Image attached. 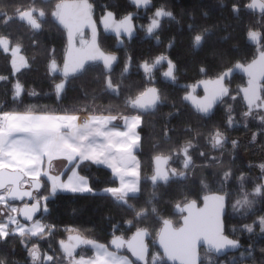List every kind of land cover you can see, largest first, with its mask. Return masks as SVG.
I'll return each instance as SVG.
<instances>
[{"label":"snow or ice","instance_id":"obj_1","mask_svg":"<svg viewBox=\"0 0 264 264\" xmlns=\"http://www.w3.org/2000/svg\"><path fill=\"white\" fill-rule=\"evenodd\" d=\"M130 3L138 9H146L151 0H130ZM5 7L4 0H0V55L10 62L13 75L29 68L30 64L22 54L23 34L17 32L13 35L11 25L19 24L26 28L32 46H38L39 42L34 37L42 32L46 23L51 22L58 30H62V34H66L62 66L56 59L54 48L50 50L47 62L57 101H62L69 78H78L87 73L91 65L99 64H102V69L96 79L100 81L102 78V91L116 96L121 94L124 78L130 71L131 57L126 58L119 77L114 80L113 65L118 58L101 48L98 24L103 26L104 32L114 33L118 44L122 45V36L132 38L137 29L152 36L162 28L163 18L174 20L173 13L163 7L154 10L146 27L133 23L138 13L125 14L117 19L112 11H105L97 20L90 0H27V4L13 7L11 13L5 11ZM246 10L259 13L256 21L258 27H249L246 32V39L254 45L252 59L237 61L233 67L218 72L214 78L201 79L180 87L186 91L182 100L190 102L195 111L202 114V118L209 117L217 104H226L225 124L230 128L235 123V109L233 103L227 101L236 102L239 99L244 108L239 113L240 117L245 122L249 118L257 120L261 129H264V0H249L247 3L235 0L231 6L232 13L237 17ZM188 27L190 32L195 31L193 25ZM211 34L209 29L194 34L191 37L193 48L199 50ZM156 43H160L159 38ZM174 45L175 38L169 42L168 50ZM137 67L142 69L144 84L134 94L129 92L124 97L125 108L136 114H103L99 109L87 105L60 112L37 109L35 105L24 110H4L0 106V243H6L10 238L19 239L27 250L30 264H218L213 254L240 247L237 239L226 234L224 223L230 194L223 189L233 178L230 168L215 174L213 182L219 184L220 191L206 192L202 196V206L198 205L196 199L188 200L187 195L181 192L183 202L173 206L174 211L181 214L179 226H175L171 219L160 217L155 203V189L161 184H182L194 174L197 167L222 166L227 138L219 127L206 134L195 133L196 137H204L205 146L210 145L212 150L219 151V157L200 149L198 141L194 142L193 139L174 146L169 154L154 156L153 174L144 178L151 181L153 188L146 201L147 206L137 210L130 203V200L138 199L142 192L141 166L135 154L141 143L137 129L142 125L143 115L153 114L158 105L164 102L161 90L155 83L156 73L164 68L161 72L163 81L173 84L178 81V66L170 55L160 54L151 61L144 60ZM236 71L246 77V82L232 90L229 79ZM199 72L206 74L207 69L201 67ZM56 73L62 76L59 82L55 80ZM8 79L0 76V81L7 82ZM201 87L204 95L198 96L196 90ZM11 93L13 103H23L24 87L19 80L12 84ZM28 95L38 94L33 90ZM118 120L123 121V130L113 125ZM164 136L168 138L167 131ZM255 140L256 134H253L252 141ZM237 146L236 141H231L232 149ZM196 157L200 158V165L196 164ZM54 160L66 162L59 173L53 169ZM170 161L179 162L180 168L170 167ZM86 165L103 166L110 170L113 178L111 183L115 186L104 187L101 194L131 212L133 219L112 225V238L108 244L88 238L77 229L67 228V239L59 241V255L42 253L37 243H31L29 247L33 238L43 239L55 231L54 225L44 222L49 212L47 201L50 198L58 192L96 194L90 178L81 174V168ZM256 167L260 170L257 177L259 182L254 183L251 193L244 190L245 176L242 174L237 178L241 182L242 194L232 204L234 211L251 210L255 198L264 196V163ZM65 175L66 179H63ZM199 183L203 189L209 188L206 178L201 177ZM16 201L22 202V206H16ZM37 214L44 215L37 218ZM149 216L162 221L154 237L148 227H136ZM256 223L260 231L264 232V216H259L253 224H245L243 230L252 233ZM125 225L128 229L136 227L128 238L116 234ZM148 238H152V246H158V251H150L146 242ZM81 246H89L94 254L86 256L83 252L78 253L77 249ZM201 246L205 248L203 257L200 254ZM125 249L135 259L122 254ZM0 264H5L4 259H0Z\"/></svg>","mask_w":264,"mask_h":264},{"label":"trees","instance_id":"obj_2","mask_svg":"<svg viewBox=\"0 0 264 264\" xmlns=\"http://www.w3.org/2000/svg\"><path fill=\"white\" fill-rule=\"evenodd\" d=\"M106 2L112 3L114 8L119 10H125L129 5L128 0H106ZM234 2L235 0H153L154 8H170L175 20L169 23L163 21L162 28L155 33V38L160 40L159 44L156 43V39L155 42L147 39L141 41L140 37L136 39L137 42L129 44V53L134 64H139L144 60L151 61L160 54H165L167 46L173 38H175V45L168 51V55L178 66V82L181 83H191L202 77H214L218 72L232 66L237 61H249L253 55L254 45L246 39V32L249 27H258L256 21L259 18V13L246 10L239 13L237 17L231 11ZM241 2L247 3L249 0H241ZM4 4L6 5L4 10L11 13L13 7L25 5L27 0H4ZM189 25H193L195 31L190 32ZM204 29H209L212 34L207 37L202 47L196 50L193 48L191 37ZM11 32L13 35L17 32L23 34L22 52L27 56L30 67L13 75L9 61L5 59L4 55H0V76L9 78L7 82L0 81V106L4 110H24L30 105H35L37 109L46 108L60 112L78 109L82 105H87L90 108L97 105L104 112L114 114L134 112L125 108L124 97L129 92L134 94L144 84L142 69L125 76L124 88L121 94L116 96L102 91V78L100 81L96 79L102 66L92 65L87 73L70 79L62 101H57L52 86V76L47 71V62L50 50L53 48L55 56L60 58L62 55L65 46L62 30H58L57 26L51 22L46 23L42 32L34 37L39 42L38 46H32L27 29L19 24L11 25ZM225 37H227L226 40ZM104 43L107 50L114 51L113 44ZM125 60L126 56L122 54L121 63L113 70L114 80L119 77ZM201 67L207 69L206 74L199 72ZM57 78L55 76V80ZM17 80L24 87L23 103L11 101L12 84ZM241 82H243V77L238 75L231 80L232 84ZM156 85L161 90L164 103L158 105L153 114H144L142 118L141 143L135 152L140 162L142 175L152 171L154 156L169 154L170 149L187 139L198 141L200 149L218 156V152L212 150L210 145L205 146L203 136H195L196 132L206 134L209 130L219 127L221 130L225 129L229 137L221 167H197L194 174L182 184L171 182L168 186L161 184L155 189L157 196L155 203L159 209L160 217L172 218L176 216L173 213V206L177 202H183L182 191L187 195L188 200H197L206 191H220L219 184L213 182L215 174L230 168L233 178L223 189L225 193L230 194L228 213L225 217L226 232L243 243L241 250L231 254L246 251L248 256L241 258L242 262L264 264V232L260 231L258 223L254 224L252 233L243 230L245 224H253L254 221H258L259 216H264V196L255 199V207L248 214L240 216L239 212H232V203L242 194L241 182L237 178L243 174L246 178L243 181V187L246 190L250 189L252 186L250 178L256 174L252 164L264 161V134L261 132L260 124L251 118L245 122L240 117L239 113L244 108L239 99L233 102L236 125L229 128L225 124L224 109L226 104L218 106L211 116L202 118V115L196 113L182 100L184 89L161 80L157 81ZM33 90L38 95H28V92ZM6 91L7 95H5ZM186 129L192 131H186ZM165 131L168 133V138L164 136ZM253 132L258 133L255 141L250 138ZM231 141L237 142L236 149H232ZM193 155L195 156V152ZM173 162V167L179 169V162ZM196 164H201L199 157H196ZM80 171L81 174L90 178V184L96 190V194L58 192L55 197L50 198L47 201L49 212L45 215L44 222L54 225L55 231L46 236L54 244H57L61 239L67 238L68 233L65 229L74 228L88 238L108 244L112 237V225L123 224L124 221L133 219V214L101 194L104 187L115 186L111 183L113 178L109 169L103 166L86 165ZM201 177L206 178L209 184L208 189H203L200 185ZM141 186L142 192L138 199L130 200L137 210L147 206L146 201L153 192L150 180L141 179ZM42 191L45 190L42 189ZM161 224L160 219L149 216L136 227H148L154 237ZM136 227L128 229L125 225L116 234L129 236L136 230ZM233 229L236 231L233 232ZM85 249L92 252L89 247H85ZM231 254L220 259H228ZM0 259H4L8 264H22L27 260L26 251L22 248L19 239L10 238L6 243H0Z\"/></svg>","mask_w":264,"mask_h":264},{"label":"flooded vegetation","instance_id":"obj_3","mask_svg":"<svg viewBox=\"0 0 264 264\" xmlns=\"http://www.w3.org/2000/svg\"><path fill=\"white\" fill-rule=\"evenodd\" d=\"M128 1H129L128 7H126L125 10H119L118 8L115 9L114 6L112 5V3H107L106 0H90V2L93 3V5H94V18H96L97 20L99 19V17L105 11H108V10L112 11L115 14V16H116L117 19L121 18L125 14L138 13V15L134 17V21H133L134 24L135 25H144L146 27L147 24H148V22H149V19L148 18L151 17L152 13L156 9V8L153 7V0H151V5L148 8H146V9H138V8L134 7L130 3V0H128ZM163 8L166 11H169V12L173 13V11L170 8H166V7H163ZM173 16H174V14H173ZM174 20H175V17H174ZM163 21H166L167 23H169L170 21H173V19H171V18H163L162 23H163ZM98 26H99V30H100V43H101L102 47L105 50H107L104 42H106L107 44L108 43L113 44L114 51H112V50H107V51L114 52V53H116L119 56V63H118V65L121 63L122 54H124L126 56V58L130 56L129 48H128L129 47V44L131 45L133 42H137L138 40H136V39H138V37H140V40L141 41L147 39V40H152V41L155 42V39H156L155 38V34L152 35V36H149L146 33V31H141V30L137 29L136 36L133 39L128 40L127 38H124L123 39L122 46L119 47V48H117L116 47V45L118 43L117 42V38L115 36H112V35H106L104 33V31L102 30L101 25L98 24ZM63 36L65 38V46H64V49H65V47H66V36H65V34H63ZM64 49H63V52H62V55H61L60 58L58 56H56V59L58 60L59 63H61V61H62V57H63V54H64ZM168 51L169 50H168V47H167V52L165 54L168 55ZM124 64H125V62H124ZM124 64L122 65L121 70L123 69ZM137 65L138 64H134V60L131 58V67H130L129 73L134 72V71L137 72L138 70H141V69H139L137 67ZM163 70H165V69L164 68H160V70L157 71V73H156L157 79H156L155 83L157 81H159V80H161L162 82H165V81H163V79L161 77V72ZM167 83L172 84V85H175V86H178V87H180V85H183V84H188V83H181V82H178V81L175 84H173L171 82H167ZM242 83H244V78H243V82H241V83L232 84L231 81L229 82V84L231 85V89L232 90L236 89L237 86H239ZM180 88H182V87H180ZM182 89H184V88H182ZM184 92H185V89H184ZM221 105L222 104H220L219 106H221ZM170 164L173 166L174 162L173 161H170ZM171 165H169V166L172 167ZM197 200H198L199 203L201 202L200 197ZM14 203H18V206H21L22 205V202H14ZM175 215H177V214H175ZM176 218L177 219H181V215H177ZM21 221L24 222L22 219H21ZM179 224H180V222H178L175 225L178 226ZM126 237H128V236H126ZM33 243H37L39 245L40 250H41L42 253L46 252L49 255H53V254L59 255L60 254V252H59V242L57 244L53 245V243L47 238V236H45L43 239L36 238V240ZM30 246H31V244H29V247ZM22 248L25 249V251H26V257H27V260L25 262H23L22 264H30V258L27 255V250L24 247V245H22ZM80 250L81 249H79L78 253H81ZM202 250H204V249H201V251ZM5 264H8V263L5 262Z\"/></svg>","mask_w":264,"mask_h":264},{"label":"rangeland","instance_id":"obj_4","mask_svg":"<svg viewBox=\"0 0 264 264\" xmlns=\"http://www.w3.org/2000/svg\"><path fill=\"white\" fill-rule=\"evenodd\" d=\"M59 80V77L57 78V80H56V82ZM235 90V89H234ZM227 103H233L232 101H228ZM224 105V104H223ZM94 109H99L98 107H97V105H95V107H94ZM100 110V112L101 113H103V114H114V113H109V112H104V110H102V109H99ZM99 114V113H98ZM130 114H136L135 113V111L134 112H132V113H130ZM115 123H119V125H116L118 128H120V129H122L123 130V121H120V120H118V121H114ZM259 123V122H258ZM236 125V122L232 125V126H235ZM231 126V127H232ZM221 130V129H220ZM137 131H138V133H139V135H141V130H140V128H138L137 129ZM222 132H224L225 133V135H226V138H227V142L229 141V137H228V132H226V130L225 129H222L221 130ZM258 131V130H257ZM261 132H262V134H264V129H261ZM253 134H256V136H257V132H253L252 134H251V139H252V136H253ZM216 153L218 152V157L220 156V152L219 151H216V150H214ZM260 163H264V161L263 162H256V163H253L252 165H254V167H255V170H256V174H255V176H253L252 178H250V181H251V183H252V186H251V188L250 189H247V191L249 192V193H251L252 192V190H253V187H254V183H257V182H259L258 180H257V177H259V175H260V170H259V168L258 167H256V165H259ZM171 165V164H170ZM172 166V165H171ZM173 167V166H172ZM152 174V171L150 172V173H144L143 175L141 174V178L142 179H144L145 177H149L150 175ZM83 175V174H82ZM244 190H246V188H244ZM206 192H211V191H206ZM205 192V193H206ZM250 199H252V197L250 196L249 197ZM256 198H258V197H256ZM255 198V199H256ZM233 203H235V201L233 202ZM232 203V204H233ZM16 204V206H18V203H15ZM254 207L255 206H253V209H254ZM253 209H251V210H248V209H240V210H237V211H234L233 210V208H232V212L233 213H235V212H239V215L241 216V215H243V214H248L250 211H252ZM42 215V214H41ZM40 215V216H41ZM40 216L39 217H37V218H40ZM177 217V215L175 216V217H172L171 219L173 220V222H174V224H177L178 222H180V219H177L176 218ZM36 240V238H33L32 239V242H29V244H31V243H33L34 241ZM52 241V240H51ZM53 242V241H52ZM99 243H101V242H99ZM105 244V243H104ZM53 245H55L54 244V242H53ZM85 247H89V246H84V247H81L80 249V251L81 252H83V254H85L86 256H91V255H93L94 254V252H93V250H92V252L90 253L89 252V250H86L85 249ZM243 248V247H242ZM204 251L205 250H202L201 251V255H202V257H203V255H204ZM122 254H124V255H127V256H129V258L130 259H132V257L127 253V252H125V251H122ZM246 256H248V253L246 252V251H240L239 253H237V254H231V255H229V257H228V259L227 258H225V259H217V257L216 256H214L213 255V259H216L217 261H218V264H229V263H232L233 261H235V264H237V263H239V264H249V263H247V262H242V259H241V257H243V258H245Z\"/></svg>","mask_w":264,"mask_h":264},{"label":"water","instance_id":"obj_5","mask_svg":"<svg viewBox=\"0 0 264 264\" xmlns=\"http://www.w3.org/2000/svg\"><path fill=\"white\" fill-rule=\"evenodd\" d=\"M151 5V4H150ZM141 9H143V8H141ZM108 11H110V10H108ZM134 23V22H133ZM101 27H102V30H103V26L101 25ZM104 31V30H103ZM98 33H99V43H100V30H99V26H98ZM106 35H112V36H115V34L114 33H112V32H104ZM65 36H66V34H65ZM136 36V32H135V34H134V36L132 37V38H128L127 36H122L121 37V39L123 40L124 38H127L128 40H131V39H133L134 37ZM100 46H101V48L104 50V51H106V52H108V53H112V54H115L116 56H117V61L114 63V65H113V70L117 67V65H118V63H119V56L116 54V53H114V52H109V51H107V50H105L103 47H102V45H101V43H100ZM122 45H120V44H118L117 43V45H116V47L117 48H119V47H121ZM22 54L27 58V56L22 52ZM252 59V58H251ZM250 59V60H251ZM27 60H28V58H27ZM249 60V61H250ZM239 62H243V61H239ZM247 62V61H246ZM9 64H10V62H9ZM235 64V63H234ZM233 64V65H234ZM60 65L62 66V61H61V63H60ZM99 65H101L102 66V64H99ZM233 65L232 66H230V67H233ZM92 66V65H91ZM10 67H11V64H10ZM229 68V67H228ZM12 70V69H11ZM23 69H21V71H22ZM12 74H13V71H12ZM16 75V74H15ZM242 76L243 78H244V83L246 82V77L242 74V73H240L239 71H236V72H234L233 73V75H232V77H230V79H229V82L235 77V76ZM55 76H57V77H60V80L62 79V76L60 75V73H56L55 74ZM215 77V76H214ZM214 77H202V78H200V79H198V80H196V81H194V82H191V83H188V84H183V85H191V84H194V83H197L199 80H201V79H209V78H214ZM70 79L71 78H69V81H70ZM59 80V81H60ZM59 81H57V82H59ZM69 83V82H68ZM244 83H242V84H240L239 86H241V85H243ZM67 86H68V84H67ZM229 86H230V88H231V85L229 84ZM238 87V86H237ZM186 94V91L185 92H183V94H182V97L184 96ZM196 95H198V96H203L204 95V93H203V89H202V87L201 88H197V90H196ZM185 103H187L194 111H195V109H194V107L191 105V103L190 102H188V101H184ZM164 103V102H163ZM163 103H161V104H163ZM220 104H217L216 106H215V108H214V110H213V112H212V114L215 112V109H216V107L217 106H219ZM196 112V111H195ZM197 113V112H196ZM199 114V113H198ZM211 114V115H212ZM202 115V114H201ZM210 115V116H211ZM153 170H154V160H153ZM152 174H153V172H152ZM151 174V175H152ZM212 192H219V191H212ZM204 194H206V193H204ZM203 194V195H204ZM203 195H201L200 196V200H201V202L199 203L198 202V205L199 206H202V196ZM198 201V200H197ZM16 202H20V201H16ZM22 206V205H21ZM173 212H174V214H177V215H181L180 213H177V212H175L174 211V209H173ZM227 212H228V201H227V204H226V212H225V216H224V223H225V217H226V215H227ZM40 214H37V217L39 216ZM20 219H22L23 220V218L22 217H20ZM167 219H170V218H167ZM172 220V219H171ZM173 221V220H172ZM182 221H181V219H180V223H181ZM173 224H174V222H173ZM175 225V224H174ZM180 225V224H179ZM178 225V226H179ZM161 226H162V224H161ZM160 226V227H161ZM176 226V225H175ZM225 228H226V224H225ZM135 231H133V233H134ZM133 233H131V235L133 234ZM227 234V233H226ZM131 235H129L128 237H130ZM229 235V234H228ZM230 236V238H233V239H237V238H235V237H233V236H231V235H229ZM128 237H126V238H128ZM112 238V237H111ZM111 238H110V240H111ZM110 240H109V242H110ZM152 238H148L147 239V243L149 244V246H150V251L151 252H156V251H158L159 249H158V246H156V247H153L152 246ZM238 241H239V245H240V247L238 248V249H235V250H233V249H225L224 250V253H221V254H214L216 257H218V258H220V257H223V256H225L226 254H229V253H234V252H237V251H239L242 247H243V243H242V241L240 240V239H237ZM82 247V246H81ZM201 249H204L205 250V248H204V246H201V248H200V254H201ZM79 251V249H77V252ZM122 251H124V250H122ZM125 251H127L126 249H125ZM129 253V252H128ZM130 254V253H129ZM131 255V254H130ZM132 257V256H131ZM133 259H135L134 257H132Z\"/></svg>","mask_w":264,"mask_h":264},{"label":"crops","instance_id":"obj_6","mask_svg":"<svg viewBox=\"0 0 264 264\" xmlns=\"http://www.w3.org/2000/svg\"><path fill=\"white\" fill-rule=\"evenodd\" d=\"M113 125L117 127L116 125H119V123L113 122ZM118 128V127H117ZM138 159V158H137ZM65 163L63 160H54L53 161V169L56 173L61 172L64 169ZM63 179H66V175L62 177Z\"/></svg>","mask_w":264,"mask_h":264}]
</instances>
